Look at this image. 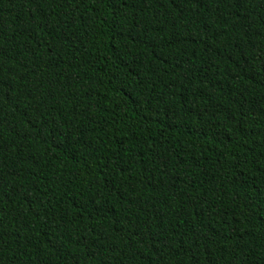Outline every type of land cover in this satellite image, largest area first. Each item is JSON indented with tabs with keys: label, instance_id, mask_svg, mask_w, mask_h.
<instances>
[{
	"label": "trees",
	"instance_id": "16d2710c",
	"mask_svg": "<svg viewBox=\"0 0 264 264\" xmlns=\"http://www.w3.org/2000/svg\"><path fill=\"white\" fill-rule=\"evenodd\" d=\"M0 264H264V0H0Z\"/></svg>",
	"mask_w": 264,
	"mask_h": 264
}]
</instances>
